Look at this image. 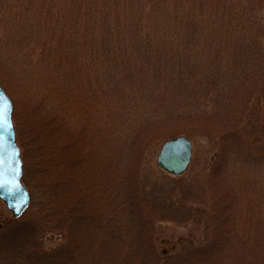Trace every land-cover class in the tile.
Returning <instances> with one entry per match:
<instances>
[{
  "label": "trees",
  "instance_id": "1",
  "mask_svg": "<svg viewBox=\"0 0 264 264\" xmlns=\"http://www.w3.org/2000/svg\"><path fill=\"white\" fill-rule=\"evenodd\" d=\"M205 1L208 3V0L197 2L208 7L214 5L213 8L217 9L207 14L210 23L201 29L200 18L194 16L195 12L186 11L190 6L185 4V0H91L89 4L71 6V13H76L80 26L78 36L74 38L78 44L76 51L60 45V40H65L63 36L54 42L53 29L46 32L52 41L50 43L54 42L57 49L53 45L47 47L46 39L42 40L45 42L33 40L30 37L32 33L29 37L26 31L15 35L22 46L19 45L14 53L20 57L29 55L26 64L18 65L23 80L28 84L24 104L32 106L37 113L40 111L38 117H32L35 125L25 127L28 135L33 133L36 136L31 138L27 135L26 138L31 162L26 161L23 148L15 137L22 159L21 180L30 195L29 205L23 216L12 218L0 230V241L11 239L13 242L14 237L27 240L24 248L17 246L18 256L23 257L21 264H63L64 259L70 258V245L66 246L63 240L69 239L71 225L67 220H55L52 215L63 193L60 192V183L68 181L70 197L78 196L67 200L68 211L74 212L80 209L79 204H75L78 199L84 198L80 203L87 207L88 192L84 186H90L95 178L106 175L111 176L108 188L102 186L98 189L99 184L96 183L94 190L99 192L106 188L108 192L106 197H102L104 205L99 207L98 219L99 231L106 233L105 238H110L109 241L114 237L110 234L116 232L113 229L121 225L124 229L120 230L125 234L129 230L125 227L136 224L127 232L132 236L143 232L149 222L150 230L155 225V220L137 209L133 202L138 201H131L130 192L126 193V201L122 203V197L114 199L113 194L119 187L124 191L131 189L147 199L161 212L163 220L200 226V242L194 244L191 239H179L178 249L166 253L171 262L264 264V197L262 201L253 198L257 189L264 194V0H242V4L209 0L210 6ZM159 5H162L161 10ZM27 8L28 5L23 10L6 7V11L9 10L7 18L25 28L27 19L20 14ZM158 16L164 22V29ZM44 23L40 29L53 27L50 22ZM180 27L184 29L181 36H169ZM166 29L170 30L168 36ZM197 33L201 39L203 34L207 36L205 44L198 41ZM152 44L156 47H151ZM127 52L134 53L137 61L148 63L152 56L156 60L152 69L142 72L147 78L145 81L141 73L129 72L132 73L128 74L130 76H140L137 84L141 85V90L135 95L125 90L126 97L119 104L113 102V96L109 98L103 91H98L100 94L95 99V106H83L80 102L82 89L77 81H73L80 74L83 60L86 62L85 59L93 57L94 70L103 77L110 71L101 66L110 67L114 60L120 63L121 55ZM159 52L172 60L178 59L179 63L169 64L165 56L159 57ZM187 53L195 66L189 67L186 60L184 67H178ZM39 54L40 59L34 62L32 55ZM82 54L85 56L83 60ZM217 58L223 65L218 67V75L214 76L209 70L210 67L214 70ZM202 60L208 65L204 72L200 70L203 68L200 66L203 65ZM125 74L114 73V76L125 77ZM201 84L203 86L199 87ZM166 85L172 92H189L192 105L186 107L182 102L176 108L175 105L162 106L161 99H172V94H158V88ZM233 98L234 101L243 100L245 108L237 111L232 105L229 108ZM206 102L216 106L212 113L229 117L225 127L209 129ZM79 105L86 109V114L80 111ZM110 107L117 111V116L105 119L106 124L100 126L99 131L102 138L110 137L111 141L108 145L99 146L94 142L98 138L92 140L88 137L86 128L93 124L92 117L97 110L108 114ZM165 119H187L205 125L203 133L177 128L158 137L160 141L184 134L193 137L195 143L198 142L196 136L205 140L204 159L185 175L170 176L154 168L150 159L143 157L141 149L133 147L136 134L141 129ZM12 120L14 135L17 136L13 115ZM130 123L137 128L127 135L125 131ZM110 125L112 128L109 130L107 126ZM125 142L126 147L121 145ZM52 149L63 151L65 155L54 158ZM59 159H62L60 163ZM261 166L258 182L263 186L255 189L247 170L261 169ZM56 167L60 173L52 171ZM68 171L73 172L71 176L61 180L62 174ZM85 210L83 218L88 214V209ZM26 213L27 218L24 217ZM144 240L137 241L134 254L137 253L148 264L147 257L152 247ZM151 257L156 261L154 264H165L155 255Z\"/></svg>",
  "mask_w": 264,
  "mask_h": 264
},
{
  "label": "rangeland",
  "instance_id": "2",
  "mask_svg": "<svg viewBox=\"0 0 264 264\" xmlns=\"http://www.w3.org/2000/svg\"><path fill=\"white\" fill-rule=\"evenodd\" d=\"M75 2H71V0H0V84L1 87L4 89V91L7 93V95L14 101V108L12 104V114L14 118L16 119L15 125L17 129V138L18 143L23 148V153L25 155L26 161L31 162L32 155L30 151H28L29 146L27 145V126L31 127L30 125H35L34 118H32L34 115L37 117L40 114V111L37 113L35 109H32V106H25L24 101L28 92V84L23 80V77L20 73V70L18 68V65L20 64H26L27 59L29 58V55H24L20 57L18 54H15V50H17L18 46H22V43L20 40L15 36L19 34L18 32L26 31L30 36L33 38V40H39V42H45L48 40L47 47L52 46L56 48L54 42H57L61 36L65 38V40H60V45L67 47L69 51H76L78 50V44L76 40H74L75 36H78L77 33H79V23L77 21L76 13L73 15L71 13V6L74 4L77 5H85L89 4L91 0H74ZM165 1V0H163ZM186 5L190 6L186 11L192 12V14L195 12L194 16L200 18L198 20L199 23V29H201L203 26H206L205 24L210 23L209 16L207 14H210L212 9H217V7H208L204 3L200 4L199 0H185ZM201 1V0H200ZM234 2L236 4H242V0H225ZM223 1V2H225ZM21 2V3H18ZM207 3V1H205ZM232 2V3H233ZM222 3V2H221ZM210 6V2L208 0L207 3ZM28 5L27 10L20 14L23 15L27 21L25 22V28H22L21 25L16 24V21L12 18H7V13L9 10L6 7H14L23 10L25 6ZM75 6V5H74ZM160 10L162 8V5H159ZM178 7L180 5L178 4ZM206 7V8H205ZM264 12V7L262 8ZM7 12V13H6ZM201 14V16H200ZM157 17V15H156ZM159 22L161 27L164 29V22L161 21V18H159ZM44 22H50L52 23L53 27H49L46 29H40L41 25H44ZM53 29V30H52ZM45 30V31H43ZM52 30L54 34V42L51 44L48 37V32ZM168 36V29L165 30ZM178 31V32H177ZM169 36L173 35V38H177L181 36L184 33V29L181 27L179 29H175L174 31L170 32ZM177 33V34H176ZM199 34V33H197ZM198 41L200 43L205 44V38L207 37L205 34H203L202 39L200 38V34L198 35ZM67 38V39H66ZM46 39V40H45ZM32 40V41H33ZM45 40V41H42ZM20 42V43H19ZM156 44V43H155ZM155 44H152L151 47ZM201 45V44H200ZM60 48V47H59ZM22 49V48H20ZM57 49V48H56ZM92 55L89 57L91 58ZM156 56V55H155ZM165 56V58L168 60L169 64L175 65L178 59H170L168 56L164 55L163 52H159V57ZM34 58V62H37L40 59L39 55H32ZM84 55L82 54L81 60L84 59ZM120 63H117L118 60H114L111 63V66L103 67L104 69H108V74L106 76H101L95 69L94 66V60L92 59H85L86 62L83 60V67L79 69L80 74L76 75L75 80L80 85V89H82L83 96L82 100L80 101L83 106L87 104H92V106H95V99H98L100 92L103 91V94L105 96H108L111 98L114 97V101L116 104H119L120 101H124V98L126 97L124 91L129 90L132 95H135L137 92L141 90V85L137 84V82L140 80V76H130L128 74L130 71H137L141 73L142 80H146L147 78L143 76L142 72L146 71L147 69H152L153 64L156 63L155 59L152 58L146 62L137 61L135 59V55L132 52H127L126 54H122L120 57ZM155 58V57H154ZM155 60V61H154ZM186 60L189 64H187L189 67H194V63L192 62L191 56L185 54L183 58H181L180 64L178 67H184L186 64ZM41 64V63H40ZM202 64L200 65L203 68H201V71H205L208 68V65L205 63L204 60H202ZM223 63L219 62L218 58L216 59V62L214 63V70L212 71V67H210L211 72L215 76L218 70V67L222 66ZM100 67V68H101ZM116 71V72H115ZM126 73L125 77L122 76H114V73ZM202 76V75H201ZM25 77V76H24ZM37 76H34L36 78ZM40 76L37 78L39 79ZM26 79V78H25ZM85 82V83H84ZM87 83V84H86ZM203 85L201 84L202 87ZM164 88V89H163ZM252 88V87H251ZM167 85L165 87L158 88V94L160 96L172 94V99H161L162 106L166 105H175V108L178 107L182 102H184V106L188 107L187 105H192L193 100L191 99V94L189 92H183L180 91L178 93L172 92ZM170 92V93H169ZM143 96V95H141ZM198 99V98H197ZM243 101V100H242ZM242 101L236 100L234 101V98L232 99V102L229 105V108H231V105L233 106L236 111L238 109L242 110L245 108V105L242 103ZM199 102V99H198ZM195 104V103H194ZM207 108L205 109L208 115V125L209 129H215L219 127L223 128L226 125V121L229 117L221 116L220 114L212 113V111L216 108L215 105L207 104ZM83 106L79 105L80 111L86 114V109L83 108ZM21 108V109H20ZM114 108L107 109L108 114L105 113L103 110H97L95 116H93V124L90 123L88 125V128H86L88 132V137H90L92 140L98 138L96 141H94L97 145H108L109 141H111L110 137L102 138L100 135V126H103L106 124L105 119H111L114 115L117 116L115 110H112ZM94 115V114H93ZM217 115V116H215ZM109 116V117H108ZM122 116V115H121ZM108 119V120H109ZM135 118H133L134 120ZM136 120V119H135ZM226 122V123H225ZM118 124V121L115 120V125ZM98 126V127H96ZM14 127V125H13ZM110 130L111 125L107 126ZM82 128V126L80 127ZM105 128V127H103ZM137 126H135L133 123H130V125L126 128L125 131L127 135H131L133 133V130H135ZM177 128L183 129V130H193L195 132L203 133L205 125L192 121V120H177V121H171L166 120L158 123L157 125L143 128L141 129L138 134H136V141L133 142V147L140 148L141 152L143 153V157L145 159H150V163L154 168L160 169L155 161L156 155L158 153L159 147L161 143L165 140L162 139L159 141L158 137L165 136L168 131L175 130ZM15 129V128H14ZM95 132V135H94ZM253 132V131H252ZM184 135V134H183ZM256 133L254 132V136ZM31 138H34L36 136L31 133V135H28ZM186 136V135H185ZM187 138L191 141L192 144V151L190 156V161L185 169V171L182 174H187L192 166H195L196 164H199L204 158V150L207 149L205 145L204 139H199V136L197 138V141L195 143L193 137ZM131 141V139H130ZM152 141V142H151ZM244 143V141H243ZM132 144V143H130ZM236 144V142H234ZM125 147L127 146V142L124 144ZM249 146V144H246ZM51 147V146H50ZM49 147V148H50ZM53 148V147H52ZM52 157L54 158H60L61 156H64L65 154L63 151H55L52 149ZM213 154V153H212ZM211 154V156H212ZM30 155V156H29ZM140 155V154H137ZM30 157V158H29ZM202 157V158H201ZM57 160V159H56ZM62 159L58 161L60 163ZM197 166V165H196ZM195 168V167H194ZM60 169L56 167L53 168V172L60 173ZM261 169L258 167L256 169H250L247 170L249 174V180H252V183H254L255 189L261 187V183L258 182V179L261 177ZM73 172L68 171L65 172L61 176V180H65L68 177L71 176ZM167 174V173H166ZM181 174V175H182ZM169 175V174H168ZM35 176V175H34ZM38 176V175H37ZM173 176V175H170ZM180 176V175H177ZM36 177V176H35ZM37 179V178H36ZM35 179V180H36ZM111 179V176L106 175L102 178H95V180L91 181L94 182L93 184L90 183L89 185L84 186V189L87 193V207L82 203L81 200L78 199L75 204H79V211L75 210L74 212L68 211L69 205L67 204V200H74V198L77 196L70 197L71 189L68 188V181H61L60 185V192H63L61 196H59L58 204H57V210L52 214L53 218L55 220H67L69 222V225H71L72 233L69 235V239H64L63 242H66V246H69L70 253L69 257L67 259H64L63 264H146V261L142 260L141 257L137 256V253L134 254V250L137 248V241L146 239L144 241L147 242V244L151 245V254L147 257L148 264H154L156 261H154V258L152 259L154 255L157 258L162 259L163 261L161 263L165 264H175V262H171L169 260L166 253H172L175 252L179 247V239H191L194 244H198L201 239V229L200 226L193 225L191 223H177L171 220H163L164 216L161 214V212L147 199L140 197L137 193H134L131 189H121L117 187V192L113 194L114 199L122 197L123 200H120L122 203L124 200V197L126 196V193L129 194L130 192V198L131 201H138L133 202L136 203L137 209L140 208V212L144 216H148L151 218V220H155V225L153 226L154 229L150 230V222L143 228V232H140L139 234H134L133 236L131 234L127 235V232L130 230H133L134 227H136V224H134L132 227H125V229H129L125 234L122 232L123 230H120L122 227L124 229V225H121L120 227H116V232H112L110 235H114V237H111L113 239L112 241H109L110 238H105L106 233H102L99 231V210L100 206L104 205V200H102V197H106L108 195V192H106V188H103L102 191H96L94 190L96 183L99 184V188L107 187L109 180ZM248 179V178H247ZM32 181V180H30ZM264 181V180H263ZM34 183V181H32ZM33 185V184H32ZM263 186V185H262ZM90 189V191H89ZM254 189V190H255ZM63 190V191H62ZM119 190V191H118ZM78 197V196H77ZM112 197V198H113ZM264 197V194H261V191L257 189L255 193L253 194L254 200L261 199ZM142 198V199H141ZM113 199L114 202H116ZM101 201V202H100ZM123 208V206H122ZM85 209H88V214L85 215V217H82V214L85 213ZM29 213V212H28ZM28 213L24 214V217L27 218ZM121 215H123L120 212ZM10 212L6 209L3 202L0 200V230L5 225H7L9 222L12 221V217H10ZM23 216V215H22ZM161 220H157V219ZM119 221H122V219H118ZM67 231V230H66ZM68 234V232H67ZM136 235V236H135ZM6 236V235H5ZM13 236V234H11ZM1 237V236H0ZM7 237V236H6ZM2 239V238H1ZM15 240L10 241L11 239H2L0 241V264H21L23 262V257H19V249L18 245L23 247L27 246V240L25 241V238L22 239L19 237H14ZM49 245V244H48ZM50 246H53V243H50ZM24 248V247H23ZM23 248L20 249L21 253L23 254ZM52 248V247H50ZM26 250V249H25ZM148 250V249H147ZM137 252V251H136ZM11 258H15V260L12 261ZM96 261V262H94Z\"/></svg>",
  "mask_w": 264,
  "mask_h": 264
},
{
  "label": "water",
  "instance_id": "3",
  "mask_svg": "<svg viewBox=\"0 0 264 264\" xmlns=\"http://www.w3.org/2000/svg\"><path fill=\"white\" fill-rule=\"evenodd\" d=\"M12 103L0 86V200L12 217H18L29 202V194L21 183L22 163L12 123ZM191 141L183 134L164 140L155 161L170 175H181L190 161Z\"/></svg>",
  "mask_w": 264,
  "mask_h": 264
}]
</instances>
